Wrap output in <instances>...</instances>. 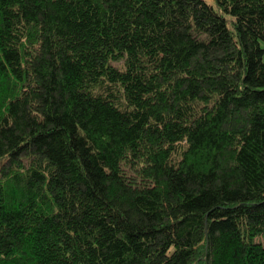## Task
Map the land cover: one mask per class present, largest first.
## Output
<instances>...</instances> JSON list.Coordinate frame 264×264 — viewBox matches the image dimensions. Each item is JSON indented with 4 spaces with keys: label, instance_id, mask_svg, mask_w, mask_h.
<instances>
[{
    "label": "trees",
    "instance_id": "1",
    "mask_svg": "<svg viewBox=\"0 0 264 264\" xmlns=\"http://www.w3.org/2000/svg\"><path fill=\"white\" fill-rule=\"evenodd\" d=\"M208 1L0 0V264H264V0Z\"/></svg>",
    "mask_w": 264,
    "mask_h": 264
},
{
    "label": "rangeland",
    "instance_id": "2",
    "mask_svg": "<svg viewBox=\"0 0 264 264\" xmlns=\"http://www.w3.org/2000/svg\"><path fill=\"white\" fill-rule=\"evenodd\" d=\"M209 1L215 5V2L213 0H209ZM261 46L264 49V42H261ZM263 62H264V56H263ZM258 241L264 243V237L263 238H259Z\"/></svg>",
    "mask_w": 264,
    "mask_h": 264
}]
</instances>
